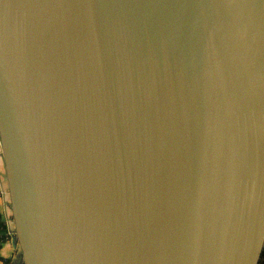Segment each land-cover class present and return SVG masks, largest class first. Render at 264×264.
<instances>
[{"label":"water","instance_id":"water-1","mask_svg":"<svg viewBox=\"0 0 264 264\" xmlns=\"http://www.w3.org/2000/svg\"><path fill=\"white\" fill-rule=\"evenodd\" d=\"M0 154L22 264H260L264 0H0Z\"/></svg>","mask_w":264,"mask_h":264},{"label":"crops","instance_id":"crops-1","mask_svg":"<svg viewBox=\"0 0 264 264\" xmlns=\"http://www.w3.org/2000/svg\"><path fill=\"white\" fill-rule=\"evenodd\" d=\"M6 221L8 224V230L2 228L1 223ZM10 226V211L8 204V195L6 180L4 178V169L2 163V157L0 154V264H5L4 260L11 259V264H15L19 252L14 244L13 236H8L11 234Z\"/></svg>","mask_w":264,"mask_h":264},{"label":"trees","instance_id":"trees-1","mask_svg":"<svg viewBox=\"0 0 264 264\" xmlns=\"http://www.w3.org/2000/svg\"><path fill=\"white\" fill-rule=\"evenodd\" d=\"M1 225H2V228L4 230H8L9 227H8V224H7L6 221L2 222ZM8 236L10 237V236H12V234H8ZM4 262H5V264H11L12 260L11 259H6V260H4ZM260 264H264V253H263L262 260H261Z\"/></svg>","mask_w":264,"mask_h":264},{"label":"rangeland","instance_id":"rangeland-1","mask_svg":"<svg viewBox=\"0 0 264 264\" xmlns=\"http://www.w3.org/2000/svg\"><path fill=\"white\" fill-rule=\"evenodd\" d=\"M11 226V225H10ZM12 234V230L10 231ZM15 264H22L21 260H20V256L17 257Z\"/></svg>","mask_w":264,"mask_h":264}]
</instances>
